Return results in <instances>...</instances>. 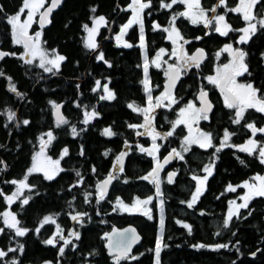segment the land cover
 Listing matches in <instances>:
<instances>
[{"label":"trees","instance_id":"16d2710c","mask_svg":"<svg viewBox=\"0 0 264 264\" xmlns=\"http://www.w3.org/2000/svg\"><path fill=\"white\" fill-rule=\"evenodd\" d=\"M129 2L63 0L47 24L41 27L44 45L65 57L58 70L48 73L32 63H25L26 56L21 58L25 51L23 45L14 43L12 27L7 21L19 11L23 0H0V48L15 53L0 60V72L3 73L0 75V228L4 229L0 233V250L7 252L0 258V264H11L12 261L16 264H116L115 256L107 252L106 234L114 224L123 226L128 223L139 228L143 239L120 264H155L154 249L160 222L156 201L151 204V217L142 212L127 213L117 203V198L131 202L137 197L151 195L154 190L152 182L143 178L144 172L152 167V157L137 151L133 143L138 140V135L135 128L129 127L139 122L141 116L128 105L143 106L147 101L141 47L136 43L139 26L133 25L126 33V39H133L131 47L121 45L109 35L112 20L121 6L125 11L115 22L113 32H119L127 22L131 14L130 9L126 10ZM164 2L168 3V0ZM215 3L216 0H204L203 6ZM235 4H238L237 0L226 2L227 6ZM258 6L257 15L264 18V0H260ZM176 7L162 8L161 0H151V6L145 9L144 27L150 53L166 45L163 29L170 25ZM225 7H222L224 13L228 11ZM101 15L107 17L108 25L101 30L102 44L93 50L86 47L84 25L90 27L94 18ZM241 15L228 11V21L233 29L244 26ZM189 20L187 18L186 22ZM155 24L160 28H154ZM203 26V23L194 24L191 30L197 33ZM36 29L35 24L33 32ZM228 38L211 30L209 40L214 42L211 49L219 47ZM248 52L250 75L247 73L244 80L253 82L262 95L264 28L259 26L250 39ZM99 53L103 54V60L96 58ZM164 68V65L151 64V82L156 91L163 86ZM97 81L101 85L108 83L115 98L101 99L102 90L96 88ZM199 83L196 78L185 77L179 84V91L195 97ZM50 101L62 105L67 124L57 126L55 107ZM9 112L15 113L12 120L8 119ZM217 112L219 118L213 130L216 137H220L224 119ZM90 113L94 116L84 123L86 114ZM163 114L165 117L168 114L171 118L174 116L167 109H162L159 115ZM224 118L227 120V116ZM24 120L29 123L23 124ZM161 123L160 119L159 126ZM260 124L263 127V114ZM73 126L78 133L75 136ZM238 127L240 130L228 141L231 146L217 152L216 148L221 145L218 140L213 142L214 147L199 151L198 155L193 153L190 155L191 166L180 173L175 183L166 185L162 239L166 247L160 252V264H264V196L253 197L248 207L242 208L238 216L233 215L229 225L224 227L230 202L243 192L242 188L228 191V186L238 185L255 174L264 176V163H261L259 154L253 152L250 155L237 147L245 133L244 128ZM105 128H110L115 135H104ZM49 131L54 136L48 144L49 154L60 159L62 169L51 180L42 172L28 174L40 138ZM259 141L264 144V133H260ZM128 144H132V148L127 152L124 169H118L109 191L100 199V181L112 172L113 164ZM65 148L68 149L67 155L61 154ZM204 163L214 165L213 173L204 192L189 208L195 187L192 174L200 172L199 165ZM26 175L29 187L21 190L19 198L10 205L18 217L19 227L29 230L21 237L16 236L15 229L5 226L2 214L9 207L7 196L18 189L11 181H20ZM86 194H89L87 200ZM24 199H28L27 204L22 203ZM46 216H51L55 222L41 226ZM73 216L78 218L73 220ZM184 224L191 226V232ZM74 232L79 234L78 239L72 235ZM54 236L53 245L45 243ZM65 240L69 243L65 244ZM200 244L206 247H196ZM218 244L227 247L216 248ZM61 247L64 248L63 254ZM9 248L16 251L10 252Z\"/></svg>","mask_w":264,"mask_h":264},{"label":"snow or ice","instance_id":"6c2138e0","mask_svg":"<svg viewBox=\"0 0 264 264\" xmlns=\"http://www.w3.org/2000/svg\"><path fill=\"white\" fill-rule=\"evenodd\" d=\"M62 0H53L51 7H49L42 15H41V21L43 22L44 19L49 15L52 11V8L58 6ZM226 0H219V3L210 9L211 12L215 13L217 10V7L221 5H225ZM260 0H239V4L235 8H230L228 11L236 12V13H242L243 19L247 22V26L241 29H233L232 26L226 22L225 15H215L213 17H209L206 14V10L203 9L200 6V0H171L170 3H165L164 0H161V7L162 8H172L174 4L177 3H187L188 10L185 12L178 13L176 15H173L171 21H170V28H164L163 31L168 33V38L172 40V42L175 44L177 39L183 40V37L181 36L178 29L175 27V20L177 18V15L187 17L191 20L193 24L203 23L204 26L207 28L210 25L215 24L214 31L219 33L222 36H227L229 32L231 31H239L243 33L239 37V40L237 43H247L253 35H255L257 31V23L259 24L260 28H264V18H261L257 21V23H253L252 21L256 20V16L253 15V8H255L256 4H258ZM45 0H23L22 7L19 9V11L10 17H8V23L12 27L13 32V40L15 44H22L25 52L21 56L23 59L24 56H30L32 59H28L25 61V63L31 64L33 62V59H35L37 56L40 58V64L39 66L41 68H44L45 71L51 72L53 68H56L58 70L59 68V62L65 60V57L62 55H54V58L48 59V53L41 49L40 46V32L35 33V38L28 35V28L30 27V24L33 20V16L36 11H38L41 7L44 6ZM151 6V0H148L147 3L143 2V0H132V3L129 5V7L132 9L134 16L133 19L129 21L127 25L124 27L127 28L131 26L133 23H140L141 24V33H143V24L141 19V14L144 9L149 8ZM25 10H27V19L24 21H21V16L25 13ZM0 11H2V8H0ZM93 12H95V8L92 9ZM105 18L103 16H100L96 19H94V23L98 26L102 23H104ZM85 30L89 34L88 41L86 42V47L95 50L97 48V44L94 40V34L97 32V28H89L88 25H84ZM154 28L159 29L160 25L155 24ZM175 36V39L173 38ZM117 39H120V37H117ZM143 39V37H141ZM199 39V37L197 38ZM125 47H131L132 45L125 44ZM143 46V44L141 45ZM164 49H160V53H164ZM223 52L229 53L231 56V59L228 63L224 64L221 68L217 69L215 76H209L207 77L209 83L217 85L224 96V104L229 109L235 110V116L232 120L234 124H240L241 120L244 119L245 111L249 108H254L256 111L264 113V94L258 96L257 93L259 92V89L253 87L251 83L247 84H241L237 83L236 78L238 76H242L245 73H249V68L247 63H245V58L248 55L247 52H245L243 49L240 48H234L232 44H226L223 49L221 50ZM52 52L55 54V50L53 49ZM7 55H15V53H5L0 52V59H3ZM220 53H217V56H219ZM204 57V51L202 49H198L196 54L192 56H187L186 54L182 56V59H184L185 64H189V61L192 62V66L199 67L200 61ZM98 59L103 60L104 56L101 53L98 57ZM156 60H159V55L157 56ZM153 63H156V61H153ZM46 64L52 65V67H45ZM111 66V65H109ZM157 67H159V64L157 63ZM144 73L145 77H147L148 73V62L145 61L144 64ZM168 73L170 74V79L174 83V79L179 77L180 69L178 67H175L173 65H169ZM0 75H3L2 72H0ZM10 79V78H9ZM99 81H97V85L99 86ZM145 86V91H150L148 88V80L147 78L143 81ZM171 87V85H170ZM12 91H16L15 86L12 87ZM104 91L107 93V96H102L101 99H114L115 96L112 91H110L107 87V85H104ZM165 99L170 98L169 93H165L164 96ZM159 100V98H157ZM201 100V107L197 108L193 103H189L185 108H182L180 110V116L181 119H178L173 124V131L175 130V126L179 124H187L189 127L190 135L188 137H185L184 144L191 145V144H198L201 148H210L214 147L212 141L213 136L212 133H205L200 132L197 137L191 136V124L196 123L199 120H208V113L212 110V104L207 100V93L203 90L200 92ZM149 100V107L147 108H137L134 103H130L128 105L129 108H131L133 111H139L145 114V123L150 124L151 121L149 119L148 113L151 108V101L152 97L151 95L148 96ZM173 102H175L173 100ZM53 106L56 108L57 115L59 117L57 126L60 124H67L68 121L64 119L62 116L59 115V105H55L54 102ZM158 106V105H157ZM15 116V113L9 112L8 119L12 120ZM92 119V114H86V119L84 123H88V121ZM29 123L28 120H24L23 124L27 125ZM144 125H129V127L136 128V127H143ZM248 129L251 130L253 135H255L257 132L264 133V127L257 128L253 123H248L245 125ZM72 134L75 136L77 135V130L75 126L72 127ZM104 135L106 136H113L115 133L110 128H105ZM140 135V133H137ZM173 134L172 131H169L166 135L171 136ZM47 136V141H44L43 136L41 137V143H51V141L54 139V136L51 131L45 134ZM160 135L159 133H153L152 139L153 141L156 140L157 136ZM234 135V133H230L227 129L224 130L223 139L221 141V145L216 148V151L219 152L221 148L226 146H231L227 142L230 140L231 136ZM257 142L255 140H248L246 145L244 146H238L240 147L241 151H246L250 155L256 150ZM158 146L153 144V151ZM142 151H145V149H141ZM177 156H179L181 159H183V156L180 155L179 152H176L175 149L172 150ZM184 151H188V148L185 147ZM68 149L65 148L63 150V155H67ZM43 155V148H41V152L37 153L36 156L33 157V164L32 167L28 169V174H31L33 172L43 171L44 176L46 179L51 180L54 178V175L58 173L59 171H62V169L59 168V160L52 161L50 158L48 159V164L52 165L53 168L51 172L47 170L41 163L40 157ZM107 155V153H105ZM124 153L121 154V156L117 157V164L120 163V161L123 158ZM149 155H152V151H149ZM259 157L261 158V163H264V146L259 147ZM63 158V157H61ZM2 163V161H0ZM165 163H167V158L165 159ZM160 165L158 164L157 169H154L152 173H149V176L156 175L158 172ZM212 168L213 165H205L203 171L207 173V176L200 179L199 183L200 185H203L204 182L207 180L208 176L212 175ZM77 176H80L79 172H76ZM175 175V173H170L168 177V182H172V177ZM144 179H148V177H143ZM196 177H194L195 179ZM111 179V178H110ZM109 180H105L101 185H99L100 189V199L104 198V189L106 188L107 184L110 182ZM27 175L24 177V179L20 181L13 180L11 183L18 184L19 187L17 189L16 193H13L12 196L7 197V200L11 202L14 197H16L20 189L28 188L29 185L26 183ZM254 180L259 181V184L256 183H248L247 181L242 185L245 188L249 189V193L245 195L244 197H241V199L244 201V203L236 205V211L230 210L227 218L224 220V227H227L229 225V222L231 221L233 215L238 216L239 215V209L241 208H247L249 201L253 198V196H264V176H256L254 177ZM228 191H235L236 189L232 186H228ZM159 186L157 185V194H159ZM2 194V193H0ZM202 194V187H198L196 190V193H194L193 198L191 202L188 203V207L191 208L198 199L199 195ZM86 194V200H87ZM152 200V197H149L147 200L140 201L137 199L136 204L132 205L131 208L128 205H124L119 198H117V203L120 205L121 208H123L125 211H131L137 207V205L143 203L148 204ZM99 202V201H98ZM23 204L28 203V199H24ZM234 203V202H233ZM147 215V213H145ZM251 214V213H249ZM4 219V224L8 228L15 229L16 236H24L29 230L27 228L18 227L19 221L16 219V216L11 212H5L2 214ZM82 215V214H78ZM78 216H73L72 219L76 220ZM49 222H55L51 216L44 217L43 221L41 222V226L44 224H47ZM178 223H180L178 221ZM161 225H163V220H161ZM185 228L191 232V226L184 224ZM58 227V226H57ZM4 231L3 228H0V233ZM37 232H39V228L36 229ZM130 231L133 232V236L129 239L128 243L124 244L121 243L116 246V248L113 250L115 253V261L116 264H120L121 260L128 259L129 253L131 252V246L133 242H136L139 240V237L135 235V230L131 229ZM72 235L76 236L77 239L79 238L78 233H72ZM107 235V234H106ZM219 235V233H217ZM61 239L63 237L61 236ZM46 244L53 245L55 243V236L53 238H50L45 241ZM69 243V241L65 240V244ZM109 247L111 249V242L109 244ZM162 247H166V245L162 244V240L158 239L156 242V247L154 249L155 256H156V264H160L159 257L160 252L162 250ZM196 247H206V245L200 244ZM216 248H226L227 245L225 244H218L215 246ZM23 246H20V250L22 251ZM10 252H15L16 249L9 248ZM64 248L61 247L60 252L63 254ZM7 255V252L0 250V258ZM255 255V253H253ZM132 259H136V257H131ZM11 264H16L15 261H12Z\"/></svg>","mask_w":264,"mask_h":264},{"label":"flooded vegetation","instance_id":"af4514ba","mask_svg":"<svg viewBox=\"0 0 264 264\" xmlns=\"http://www.w3.org/2000/svg\"><path fill=\"white\" fill-rule=\"evenodd\" d=\"M144 1L146 3L148 2L147 0H144ZM203 1L204 0H201L202 5H204ZM170 2H171V0H168V3H170ZM237 2L239 3V0H237ZM130 3H131V0L126 6V10L130 9L129 8ZM174 6H177L176 7L177 9L175 10V12H177V14L185 11V7H186L185 3H177V4H174L172 7H174ZM214 6H215V4L212 6L211 5L206 6V7L204 6V8H206V10H208L207 12H209V10L211 8H213ZM254 10L258 11L257 4H256ZM124 11H125V8H123L121 6L119 12L115 15L114 19L112 20L111 27L109 29V35L114 36L120 32L119 31V32L115 33V32H113V29L115 28V22L120 20ZM226 13L228 15V12H226ZM256 14H257V12H256ZM101 16H103L107 19V17L105 15H101ZM181 17H183V16L177 15V18L175 20V24H176L181 36L183 37V40L178 39V46H175L174 43L172 42V40L168 39V35L165 32L164 40H165L166 45L163 46L162 48H160V49L165 50L164 57H163V59H164L163 65H165V68H164V72L162 74V76L164 77V80H163V86L160 90L156 91L155 88H153L152 82H151L152 76H151V72H150L151 71L150 70L151 64H153V61L156 59L155 56L160 54V49L155 50L152 53L149 52V48L147 46V30H146V27H143V33H141V29L139 28L138 29L139 33L136 37V39H137L136 43L141 47V57H142L143 67H144L145 61L147 60V62H148V71H149V75H150L149 77L151 78L149 90L151 91V95L153 97L156 96L158 93L161 94V97L165 96V93H166L165 83H166V79H167V72L169 69V66L166 68L167 65H173L175 67H178L181 71V77L178 80V83L175 87V90L173 93L170 94V96H173L176 99L175 103L168 108L167 107L159 108L155 112L153 117L149 118L151 121L150 124L145 123V114L142 112H140L141 117L139 118V122L131 124V125H138V126L144 125L143 127H139V128L136 127L135 128L136 134L139 131H142V134L138 137V140L136 141V143H133V144L136 146L138 152H145L146 155H149V151L152 148L149 147L150 136L148 135L147 130L144 129L145 127H147V126L156 127L160 131H166V132L172 131L173 132V134L171 136H167L165 139H161L159 141L160 146L152 152V155H150L152 157V167L150 170H146L144 172V177H146V176L148 177V179H145V180H149L152 183H155V182L157 183L158 182L157 180L159 179V190L161 192V197L163 198V201H165L164 191H165L166 185H168V183H169L168 182L169 174L175 173V175L172 177V182H171V183H175L177 181V178L180 175V173L183 172V170H187L188 167L191 166L190 155H192L193 153L198 155L197 153L199 151L202 152L208 148H201L198 144H191V145L184 144L185 137L188 136V134H189V128L186 126V124H181V125H178V127H175V130L173 131V122H174L173 118H170L169 121H166V117L164 116L165 112H164L163 116L159 115L162 109L170 110L173 113L174 119H175V117H178V115H179V109H181L182 104L186 103L187 101H189L191 99H194L197 108H199L201 106H200V102L197 98L198 93L201 92L202 90L204 92H208L209 97L214 104V108L211 112L208 113V117H209L208 120L201 119L198 122L193 123V124H195V131H197V135H199L200 132H205V133L210 132V133H212L213 137L216 136L213 129L217 125L216 122H217V118H219V116L216 115V112L219 111L223 115V119H224L223 128H222L223 134H224V130L227 129L230 133H234V135H236L237 131L240 130L238 125H240L241 128H244L243 130H245L244 131L245 133H243V136H242L243 141L240 144H243L244 142H246L248 139H250L252 137H254L260 143V141H259L260 132H257L255 135H253L251 130L248 129L245 125L248 123H253L257 128H262V126L260 124V118H261V114L264 115V113L258 112L254 108H249L245 111L244 119L241 120V123L240 124H234L232 122V120L235 116V110L229 109L225 106L224 96H223V93L221 92L220 88L215 84L209 83V81L207 79V77H209L213 73V69H214V66L216 64L228 62L231 59V56L229 55V53L221 51L226 44H232L234 48H240V49H243L245 52H247L248 55L245 58V63H247V65H248V59H249L248 58L249 57L248 43L250 40L247 43H237V41L239 40V37L242 35V33L241 32L237 33L235 31H231L232 35H229L230 32L227 35V36H229L228 40L223 42L219 47L217 46L214 48V46H213V48L211 49V45L214 42L212 43L209 40V36L211 34L210 27L206 28L205 26H203L204 28L202 30L195 33L191 30V25H194L193 23H191V20H189V23H188V21L186 22L187 17H183V18H181ZM184 18H186V19H184ZM231 26L233 28L232 24H231ZM103 27L100 28L99 33H98V37H97L99 46H100V44H102V39L100 38V36L102 35L101 30ZM243 27L244 26H241L239 29H241ZM130 28L128 29V31L130 30ZM126 33H125V36H126ZM256 33H257V31H256ZM253 36H255V35H253ZM141 37H143V39H141ZM198 37H199V39H197ZM222 37H226V36H222ZM103 38L106 39L107 38L106 35H104ZM143 42H145V44L143 46H141L143 44ZM118 43H120V42H118ZM120 44L121 45H125V44L132 45L133 39L128 38V39H126L125 44L124 43H120ZM178 47H179V51H178V54L176 55L175 49ZM198 49H202L204 51V55H205L204 58L200 61L199 67L192 66L191 61H189V64L186 65L184 62V59H182V56H184L185 54L187 56H192ZM218 52L220 53L219 56H217ZM144 75H145V73H144ZM245 76H247V73H245L242 76H238L236 78L237 83H239V81H241L243 83H251V82H246L244 80ZM185 77L196 78L199 80L200 83L198 84V87H197L198 91L196 92L195 97H191L188 93H184V91L180 93L179 84ZM145 79H146V77H145ZM251 84L253 85V87L259 89L258 87L255 86V84L253 82ZM148 93H149V91H147V95H148ZM257 95L258 96L261 95L260 89H259V92ZM146 105H147V101L143 106H136V107L137 108H144V107H146ZM174 107L176 108L175 110H173ZM224 116H227V120H225ZM160 119H161L162 123L159 126L158 122ZM229 121H231V123H229ZM263 127H264V125H263ZM246 133H247V135H246L247 137L245 136ZM234 135H232V136H234ZM213 142H214V138H213L212 143ZM240 144H238V145H240ZM131 146H132V144L126 145V147L124 149H122L123 151L121 152V154L124 151L129 152V150L132 148ZM139 146L144 147L145 151L139 150ZM185 147L188 148V151H186V152L184 151ZM126 149H128V150H126ZM173 149H175L176 152H179L180 155L183 156V159H181L177 155H175V157L170 158V155H172L174 153L172 151ZM156 154H158V160L157 161H155L153 159L156 156ZM166 158H167V163H165ZM196 161L198 162V159ZM158 164L160 165L158 174L149 176V173H152L154 169H157ZM124 165H125V160H124L121 168L118 167L117 160H116L115 163L113 164V167L111 170L112 172L109 175H112L113 179H114L117 175L116 172L119 171L118 169L123 170L125 167ZM205 165H207V163L199 165L201 167V171L199 173H201L203 171ZM152 186L155 187L156 184H152ZM144 197H146V196H144Z\"/></svg>","mask_w":264,"mask_h":264},{"label":"rangeland","instance_id":"374dc122","mask_svg":"<svg viewBox=\"0 0 264 264\" xmlns=\"http://www.w3.org/2000/svg\"><path fill=\"white\" fill-rule=\"evenodd\" d=\"M50 2V0H45V3H44V6L43 7H41L38 11H36L35 12V14H34V16H33V20H32V22H31V24H30V27L28 28V34L29 35H31L33 38H35V33L36 32H40L41 33V35H40V46H41V49L42 50H44V51H46L47 53H48V59H52V58H54V55H62V54H60L58 51H56L55 50V54L52 52V50L53 49H48L45 45H44V42H43V39H42V32H41V27H42V24H40V15H41V12H42V10H43V8L46 6V4H48ZM143 2H145L144 0H143ZM226 2H228V0L226 1ZM226 2H225V5H221V6H219V7H217V10H216V12L215 13H213V12H211L210 10H209V12H207L208 10H206V8H204V6L202 5V3H201V0H200V6L203 8V9H205L206 10V14L211 18V17H213V16H215V15H225V20H226V22L227 23H229L230 24V22L228 21L229 19H228V16H226L227 15V13H224L223 11H222V7H225L226 9H230V8H235V7H237V5L239 4H235V5H233V6H227L226 5ZM131 3H132V0H131ZM130 3V4H131ZM146 3V2H145ZM219 3V0H217L216 1V3H215V6L217 5ZM259 4V3H258ZM258 4H257V7H259L258 6ZM185 5H186V7H185V11H187L188 10V7H187V3H185ZM130 8V7H129ZM225 8H223V9H225ZM130 10H131V14H130V16H129V18H128V20H127V22L122 26V28H121V30H120V32L119 33H117V35H114L113 37H114V40H116L117 42H120V43H126V38H125V33L128 31V29L131 27V26H133V25H138L139 26V28L141 29V24L140 23H133V24H131V26H129V27H127V28H125L124 26L125 25H127L128 23H129V21L130 20H132L133 19V16H134V13H133V11H132V9L130 8ZM184 11V12H185ZM253 15H255L256 16V20H254V21H252L253 23H257V21L259 20V19H261V17L260 16H258L257 14H256V12H257V10H254V8H253ZM144 12H145V9L143 10V12H142V14H141V19H142V24H143V27H144ZM228 12V11H227ZM175 15L177 14V12H175L174 13ZM242 14V13H241ZM15 15V14H14ZM242 16V19H243V15H241ZM98 17H100V16H98ZM98 17H95L94 19H96V18H98ZM105 18V17H104ZM27 19V10H25V13L21 16V21H24V20H26ZM244 20V19H243ZM245 21V20H244ZM245 24H244V27H246L247 26V22L245 21L244 22ZM37 25V29H36V31L35 32H33V27H34V25ZM106 25H108V22H107V19L105 18V21H104V23H102V24H100V25H96L95 23H94V21H93V23H92V25L89 27V28H93V27H96L97 28V32L94 34V40H95V43L97 44V48L99 47V44H98V40H97V37H98V33H99V30H100V28L101 27H103V26H106ZM231 25V24H230ZM39 27V28H38ZM171 27V25H169V26H167V27H165V28H170ZM175 27L177 28V26H176V24H175ZM210 27V29L211 30H214V27H215V24L213 23V25H210L209 26ZM243 27V28H244ZM178 29V28H177ZM259 29V24L257 23V30ZM179 31V30H178ZM167 33V32H166ZM167 35H168V33H167ZM242 35H243V33H242ZM117 37H120V39H117ZM88 38H89V34H88V32H87V35H86V42L88 41ZM173 38L175 39V36H173ZM169 39V38H168ZM170 40V39H169ZM145 44V42H143V45ZM175 46H178V39L176 40V44H174ZM145 48V47H144ZM178 51H179V47L178 48H176L175 49V53H176V55L178 54ZM25 52V51H24ZM24 52H23V54H24ZM165 52V51H164ZM22 54V55H23ZM101 53H99L98 54V56L96 57L97 59H98V57H99V55H100ZM63 56V55H62ZM157 56L158 55H156L155 57L157 58ZM25 57V56H24ZM163 57H164V53L163 54H159V60L157 61L156 59L154 60V61H156V63H153V65L154 66H157V63L159 64V67L160 66H162L163 65V61H164V59H163ZM28 59H32L30 56H28V58L26 57V60H28ZM230 61V60H229ZM228 61V62H229ZM61 62L62 61H60L59 62V67H60V64H61ZM228 62H224V63H219V64H216L215 66H214V69H213V73L210 75V76H215L216 75V72H217V69L218 68H221L224 64H226V63H228ZM32 64L33 65H35V66H37V67H39V68H41L40 66H39V64H40V58L37 56L35 59H33V62H32ZM165 66V65H164ZM169 65H167L166 66V68L168 67ZM45 67H52V65H49V64H46L45 65ZM42 70H44V68H41ZM54 70H56V68H53L52 69V71H54ZM143 70H144V67H143ZM45 71V70H44ZM51 71V72H52ZM45 72H47V71H45ZM48 73H50V72H48ZM150 75H149V71H148V73H147V80H148V88H150V77H149ZM100 82V81H99ZM101 83V82H100ZM99 83V86L98 85H96V88L97 89H101L102 90V94H101V96H107V93L104 91V85H107V87H108V89L110 90V91H112L113 92V90L111 89V87H110V85L108 84V83H105V84H103V85H101ZM239 83H241V84H247V83H243V82H241V81H239ZM113 94H114V92H113ZM258 94V93H257ZM149 95H151V91H149V93H148V95H147V105H146V107H144V108H147V107H149V100H148V96ZM151 97H152V101H151V108H150V111H149V113H148V116H149V118L150 117H153V115L155 114V112L159 109V108H161V107H170L171 105H173L175 102H173V100L174 101H176V99L173 97V96H170V98L169 99H165L164 97H161V94L160 93H158L156 96H152L151 95ZM157 98H159V100L157 99ZM193 103L195 106H196V103H195V100L194 99H191V100H189V101H187L186 103H184V104H182V106H181V109L182 108H185L189 103ZM158 105V106H157ZM197 107V106H196ZM181 109H179V115H178V117H175V119H174V116H173V121L175 122V121H177L178 119H181V116H180V110ZM90 114H92L93 116H94V114L93 113H90ZM170 116H169V114H168V116L166 117V120H170ZM174 122H173V124H174ZM179 125H181V124H179ZM186 126L188 127V125L186 124ZM175 127H178V125H176ZM137 128H139V127H137ZM189 128V127H188ZM144 129H146L147 130V133H148V135L150 136V144H149V147L150 148H152L153 149V144L155 143V145H157L158 147L160 146L159 145V141L161 140V139H165L166 137H167V133L168 132H166V131H160V130H158L156 127H149V126H147V127H145ZM138 133H140V135L142 134V131H139ZM153 133H159L160 135H158L157 136V138H156V140L155 141H153V139H152V135H153ZM138 135V134H137ZM140 135H138V137L140 136ZM190 135V132H189V134H188V136ZM188 136H186V137H188ZM191 136L192 137H197L198 135H197V131H195V124H191ZM233 136H231V138H232ZM214 138V141H220V143H221V141H222V139H223V135L222 136H220V137H213ZM231 138H230V140H229V142L231 141ZM43 139H44V141H47V136L46 135H44L43 136ZM250 139H252V140H255L256 142H257V146H256V150L254 151V152H257L258 154H259V147L260 146H264V144H261V143H259L254 137H252V138H250ZM250 139H248V140H250ZM40 140H41V138H40ZM247 140V141H248ZM247 141L246 142H244L243 144H240V145H237V147L238 146H244V145H246V143H247ZM229 142H227L228 144H229ZM48 144L49 143H46V144H42L41 143V141H39V147H38V149L36 150V152L34 153V156H36V154L37 153H40L41 152V148H43V155L40 157V161H41V163H42V165L47 169V170H49L50 172H51V170H52V168H53V166L52 165H50V164H48V159L50 158L52 161H55V160H59V168L61 169V161H60V159L59 158H54V156L53 155H50L49 154V150H48ZM157 147V148H158ZM156 148V149H157ZM238 148H240V147H238ZM141 149H145L144 147H140L139 146V150H141ZM64 150V149H63ZM63 150H62V152H61V154H63ZM142 151V150H141ZM158 153V152H157ZM33 156V157H34ZM155 161H157L158 160V154H156V156L153 158ZM33 162L34 161H32V164H33ZM213 165V164H212ZM31 167H32V165H31ZM30 167V168H31ZM213 169H214V165H213V168H212V173H213ZM38 172H42L43 174H44V172L43 171H38ZM59 173V172H58ZM58 173H56L55 175H57ZM54 175V176H55ZM143 175V174H142ZM205 176H207V173L205 172V171H202L201 173H193L192 174V177H193V179H194V177H196L195 179H194V181H195V187H194V190H193V192H192V194H191V200H192V198H193V195H194V193H196V190H197V188L198 187H202V192H204V190H205V188H206V185H207V180H208V178L210 177V176H208V178H207V180L204 182V184L203 185H200V183H199V181H200V179H202L203 177H205ZM256 176H263V175H261V174H255L254 176H252L251 178H249V179H247V180H244L243 182H241L240 184H238V185H232L236 190L237 189H239V188H242L243 189V192H242V194L238 197V198H235V199H233L231 202H230V204H229V207H228V210H227V215H228V213H229V211L230 210H232V211H236V205H239V204H242V203H244V201L241 199V197H244L245 195H247L248 193H249V189L248 188H245V187H243L242 185L247 181L248 183H250V184H252V183H256V184H259V181H256V180H254V177H256ZM158 182L156 183H152V184H156V186L154 187V190H153V193L151 194V195H148V196H146V197H137V198H135L133 201H131V202H123V200L121 201L124 205H128L130 208H131V206L132 205H134V204H136V201H137V199H139L140 201H144V200H147L149 197H152V200L148 203V204H143V203H141V204H139V205H137V207L135 208V209H133V210H131V211H125L123 208H121L123 211H125V212H127V213H130V214H132V213H138V212H140V211H138V209L139 208H143V210L141 211L144 215H146L145 213H147V215L146 216H148V217H151L152 216V214H153V210H152V206H151V204H152V202L155 200L156 201V203H157V210H158V215H159V225H158V232H157V240L158 239H163V230H164V225H161V220H163L164 221V219H165V216H166V212H165V201H163V198L161 197V192H159V194H157V185L159 186V179L157 180ZM26 183L28 184V182H27V180H26ZM17 185V187H19V185L18 184H16ZM29 185V184H28ZM24 189V188H23ZM23 189H20V191L21 190H23ZM16 193V192H15ZM20 194V193H19ZM19 194L16 196V197H14L13 198V200L11 201V202H9L8 200V203H9V207L3 212V213H5V212H11V213H13L15 216H16V219L18 220V217H17V215H16V213H14L12 210H11V207H10V205L14 202V201H16L18 198H19ZM9 196H12V194L11 195H8L7 197H9ZM200 196V195H199ZM253 197H255V196H253ZM199 198V197H198ZM198 200V199H197ZM196 200V201H197ZM252 200V199H251ZM191 202V201H190ZM234 202V203H233ZM250 202V201H249ZM119 205V204H118ZM120 206V205H119ZM242 209V208H241ZM241 209H239V212H240V210ZM140 212V213H141ZM3 219H5V217L3 216ZM19 221V220H18ZM18 227H19V225H17ZM156 260V259H155ZM155 264H156V261H155Z\"/></svg>","mask_w":264,"mask_h":264},{"label":"water","instance_id":"95a60500","mask_svg":"<svg viewBox=\"0 0 264 264\" xmlns=\"http://www.w3.org/2000/svg\"><path fill=\"white\" fill-rule=\"evenodd\" d=\"M52 2H53V0H50V2H49L48 4H46V6L43 8V10H42V12H41V15H42V14H43V13L49 8V7H51ZM62 2H63V0H62ZM62 2H61L58 6L52 8L51 13H50L49 15H47V17L44 19L43 22L41 21V15H40V24H42V26H45V25L47 24V22L49 21V18H50V16H51V14L53 13V11H54L55 9L59 8L60 5L62 4ZM28 35H29V34H28ZM29 36H31V35H29ZM0 52H5V51L2 50V49L0 48ZM196 52H197V51H196ZM196 52H195L194 54H196ZM5 53H7V52H5ZM194 54H193V55H194ZM204 56H205V55H204ZM26 57L28 58V56H26ZM203 58H204V57H203ZM0 60H1V59H0ZM180 77H181V71H180V74H179V77H178V78L173 77V79H174V81H175V82L173 83L172 80L170 79V74L167 72V79H166V83H165L166 93L171 94V93L174 92L175 87H176V85H177L178 80H179ZM170 85H171V87H170ZM206 93H207V100L212 104V106H213V107H212V110H213V108H214V104H213L212 100L210 99L208 92H206ZM199 97H200V92L198 93L197 98H198V100H199V102H200V106H201V100L199 99ZM59 106H60V109H59V115L62 116V117L65 119V116H64L63 111H62V105L59 104ZM212 110H211V111H212ZM211 111H210V112H211ZM54 117H55L56 121H58L59 117H58V115H57L56 108L54 109ZM150 151L153 152V149H150ZM123 153H124L123 158H122V160L120 161V163L118 164V167H120V168H121V166L123 165V162H124V160H125V158H126L127 151H124ZM175 155H176V154L173 153L172 155H170V158H171V157H175ZM120 156H121V155H120ZM158 172H159V169H158ZM158 172H157V174H158ZM110 178H111V179H110ZM109 179H110V182L107 184L106 188L104 189V193H105V194L109 191V187H110V184H111V182H112V180H113V176H112V175H108V176H106L104 179H102V180L100 181V183H99V185H101L105 180H109ZM142 210H143L142 207L138 209V211H140V212H141ZM131 229H134V230H135V235L139 237V240L136 241V242H133V243H132V246H131V252L129 253V255H130V254H132V253L135 251V249L137 248L138 244H139V243L142 241V239H143V236H142V234H141L139 228H138L135 224H133V223H128V224L123 225V226H119V225L114 224V225L111 227V229L107 232V235H106V237H107V252H108V254H109L110 256H115V253H114L113 250L116 248L117 245H119V244H121V243H124V244L128 243L129 239L133 236V232L130 231ZM110 242H111V249H110V247H109Z\"/></svg>","mask_w":264,"mask_h":264},{"label":"bare ground","instance_id":"6f19581e","mask_svg":"<svg viewBox=\"0 0 264 264\" xmlns=\"http://www.w3.org/2000/svg\"><path fill=\"white\" fill-rule=\"evenodd\" d=\"M107 239V238H106ZM106 247H107V245H106Z\"/></svg>","mask_w":264,"mask_h":264}]
</instances>
